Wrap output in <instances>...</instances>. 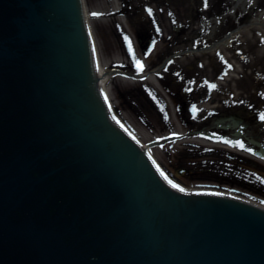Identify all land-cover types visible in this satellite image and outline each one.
Instances as JSON below:
<instances>
[{
	"label": "water",
	"instance_id": "water-1",
	"mask_svg": "<svg viewBox=\"0 0 264 264\" xmlns=\"http://www.w3.org/2000/svg\"><path fill=\"white\" fill-rule=\"evenodd\" d=\"M92 13L0 0V264H264V201L179 181L120 109Z\"/></svg>",
	"mask_w": 264,
	"mask_h": 264
},
{
	"label": "rangeland",
	"instance_id": "rangeland-1",
	"mask_svg": "<svg viewBox=\"0 0 264 264\" xmlns=\"http://www.w3.org/2000/svg\"><path fill=\"white\" fill-rule=\"evenodd\" d=\"M95 8L120 109L179 181L264 201V160L201 134L235 112L252 131L264 114V0H95ZM192 79L211 82L210 96L190 102L182 83Z\"/></svg>",
	"mask_w": 264,
	"mask_h": 264
},
{
	"label": "flooded vegetation",
	"instance_id": "flooded-vegetation-1",
	"mask_svg": "<svg viewBox=\"0 0 264 264\" xmlns=\"http://www.w3.org/2000/svg\"><path fill=\"white\" fill-rule=\"evenodd\" d=\"M226 70H228V67ZM216 75L218 74H215L214 76ZM206 82L208 81L206 80L201 81L197 85V87H195L196 82H194V79H192L191 83L189 84L188 83L186 84V82L182 83V86L187 96H190L191 92L195 94V95L193 94V97L190 102H196V101L201 100L203 97V93L206 90L208 91V95L210 96V93L213 91L212 83L208 82V84L206 85L205 84ZM202 88H203V92H199V90ZM261 95H264V93H261ZM261 95L259 96V99L257 102H262L264 104V97ZM233 101L237 103L235 100ZM251 102L252 100L249 103L251 104ZM232 117L239 118L240 121H239V124H237V126H234ZM260 117H261V114L258 112L256 114L253 125H251V129H252L251 131L249 129L250 121L245 122L242 119L241 114H239V112H235L233 114H223V116L219 120L217 117V120H215L214 123H212V125L210 126L208 125L205 128H203L201 131L202 132L201 134L202 136H205L206 138H209L216 142L219 141V142L229 144L231 146L238 147V148H241L239 144L237 143V142H240L244 145L242 149L252 154V151L256 150L258 147L252 144L250 140L260 141L261 144L264 146V125L262 122L263 120ZM239 126H241L240 130H239ZM211 128H213L212 131L210 130ZM260 132H262L263 135L260 136Z\"/></svg>",
	"mask_w": 264,
	"mask_h": 264
},
{
	"label": "snow or ice",
	"instance_id": "snow-or-ice-1",
	"mask_svg": "<svg viewBox=\"0 0 264 264\" xmlns=\"http://www.w3.org/2000/svg\"><path fill=\"white\" fill-rule=\"evenodd\" d=\"M148 14H149V15L152 14L151 9L148 10ZM92 15L95 16V15H100V14H99V13H92ZM125 39L127 40L128 38L125 37ZM129 51H131V45H130V44H129ZM136 66H137L138 69H141V70H142V67H143V66L141 65V63H140L139 60L136 61ZM260 118H261L262 120H264V114H262ZM226 143H227V141H226ZM237 143L239 144V146H240L241 148L244 147V145H243L242 143H240V142H237ZM161 174L163 175V173H161ZM168 183H169L173 188L177 189V190L180 191V192H184V191H185L184 188L180 187L178 184H174V183H172V181H168ZM211 194L218 195V193H211Z\"/></svg>",
	"mask_w": 264,
	"mask_h": 264
},
{
	"label": "bare ground",
	"instance_id": "bare-ground-1",
	"mask_svg": "<svg viewBox=\"0 0 264 264\" xmlns=\"http://www.w3.org/2000/svg\"><path fill=\"white\" fill-rule=\"evenodd\" d=\"M262 11L264 12V10H262ZM260 15H261V14H260ZM261 17H262V16H259L257 19H261ZM263 37H264V35H263ZM224 43H225V42H224ZM226 43H227V42H226Z\"/></svg>",
	"mask_w": 264,
	"mask_h": 264
}]
</instances>
